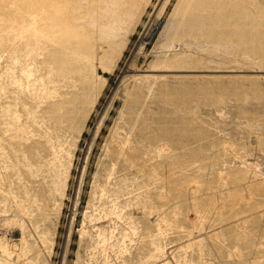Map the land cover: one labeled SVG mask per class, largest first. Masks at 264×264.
I'll return each mask as SVG.
<instances>
[{"label":"rangeland","instance_id":"rangeland-1","mask_svg":"<svg viewBox=\"0 0 264 264\" xmlns=\"http://www.w3.org/2000/svg\"><path fill=\"white\" fill-rule=\"evenodd\" d=\"M0 264H264V0H0Z\"/></svg>","mask_w":264,"mask_h":264}]
</instances>
